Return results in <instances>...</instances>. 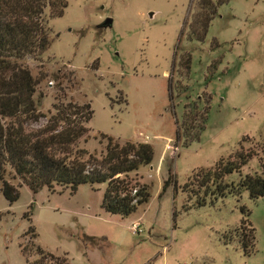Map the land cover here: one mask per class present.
<instances>
[{"label": "rangeland", "instance_id": "obj_1", "mask_svg": "<svg viewBox=\"0 0 264 264\" xmlns=\"http://www.w3.org/2000/svg\"><path fill=\"white\" fill-rule=\"evenodd\" d=\"M196 1L67 0L63 14L47 21V50L26 60L32 76L46 75L33 95L37 111L47 116L55 97L87 102L90 137L79 147L96 157L105 144L97 134L148 144L151 162L129 174L148 198L120 217L100 208L102 184L33 194L10 180L18 197L9 204L0 195V264H27L34 247L71 264H264V196L250 199L242 190L195 207L188 192L199 170L240 147L255 155L223 181L264 177V0H228L203 40L189 41ZM196 100L187 132H196L207 106L203 129L186 145L180 134L173 148L183 107ZM241 220L252 229L248 254L239 243Z\"/></svg>", "mask_w": 264, "mask_h": 264}, {"label": "trees", "instance_id": "obj_2", "mask_svg": "<svg viewBox=\"0 0 264 264\" xmlns=\"http://www.w3.org/2000/svg\"><path fill=\"white\" fill-rule=\"evenodd\" d=\"M227 1L197 0L196 11L186 25V38L203 40L210 21L217 15V7ZM66 6L67 0H0V195L9 204L17 199V186L10 182L13 179H18L33 194L43 187L49 193L67 189L73 194L82 184L90 187L102 184L100 208L110 215L124 217L147 201L146 187L129 174L151 162V147L145 143H120L97 134L98 142L104 140L105 144L104 152L96 157L95 153L79 147L80 142L85 143L90 137L86 124L92 111L87 102L55 97L52 112L45 116L37 111V101L33 98L46 75L39 71L32 76L26 60L37 61L47 50L50 43L47 21L60 17ZM188 63L189 58L185 57L181 67L187 70ZM197 105V100L184 105L173 148L180 134L183 145L198 138L207 106L201 108L203 118L199 116L196 132H187L198 115ZM40 118L44 123L31 127ZM254 155L240 147L232 157L219 159L213 167L199 170L194 176L197 187L188 191L193 206L201 207L206 199L212 203L226 194L239 195L242 190L247 191L250 199L264 196V177L245 175L235 184L223 181L225 176L239 173ZM170 183L168 177L162 192ZM245 223L241 220L238 238L243 253L248 254L253 244L252 229H243ZM28 231L32 232L30 228ZM33 251L36 257L27 264H71L64 254L54 256L38 247Z\"/></svg>", "mask_w": 264, "mask_h": 264}, {"label": "water", "instance_id": "obj_3", "mask_svg": "<svg viewBox=\"0 0 264 264\" xmlns=\"http://www.w3.org/2000/svg\"><path fill=\"white\" fill-rule=\"evenodd\" d=\"M110 19H106L104 22H103V25H108V24H110Z\"/></svg>", "mask_w": 264, "mask_h": 264}]
</instances>
